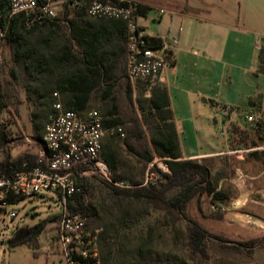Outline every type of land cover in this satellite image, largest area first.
<instances>
[{"label": "rangeland", "instance_id": "1", "mask_svg": "<svg viewBox=\"0 0 264 264\" xmlns=\"http://www.w3.org/2000/svg\"><path fill=\"white\" fill-rule=\"evenodd\" d=\"M9 14L8 9L5 12L0 10V17ZM64 16L63 11H60L58 17L61 21L58 28L44 24L34 29H18L26 48L35 51L40 56L36 57L40 59L43 55L47 61L63 58L64 46L70 47L72 52L79 56L80 47L71 38L69 22ZM73 17L74 15L68 16ZM53 65L52 71L30 77L15 61L13 48L8 41L4 39L0 44V89L7 104L1 118L11 138L8 150L13 158L24 154H34L39 158L41 141L36 136H43L54 109L53 104L60 101L64 106L63 96L55 89L56 81L81 68L75 61ZM125 68L124 57L118 66V84L113 95L117 99L120 115L124 120L121 126L125 135L117 138L114 147L117 170L112 171V175L141 184L146 180L151 161L146 162L131 153L124 144V139L130 138V143L137 150L144 148V140L136 135L139 128L137 129L133 120L136 116L142 119L137 100L153 86V83L145 80L132 83L126 77ZM129 84L131 98L127 91ZM139 84L143 85V89H139ZM44 91H49L47 102L40 98ZM102 92L101 88L93 93L89 108L104 112L108 101L98 103ZM33 113L37 116L39 131L34 128ZM259 116L260 114L255 116L256 120ZM234 127H237L235 135ZM143 132L150 141L151 134L146 123L143 125ZM231 132L230 149L264 144V138L256 134L249 121L231 126ZM111 137H107L104 144H107ZM155 156L154 152L152 160ZM4 158L5 151L0 149V161ZM243 162L247 163L244 165L247 169L259 172L264 158L251 160L248 164L246 160H241L236 155L222 154L203 161L210 166L214 184L225 198L216 199L207 192L197 193L186 204L184 211L187 216L197 220L212 233L230 240L262 238L255 248L237 249L231 243L212 241L207 245L206 254L193 256L188 244L189 222L181 213L169 209L163 203L146 198L117 195L103 182V178L87 172L80 181L85 188V202L92 204L97 212L94 217L88 216L86 229L91 236H96V244L92 251L97 250L101 264H264V199L255 193L252 195L253 200L246 205L235 203L240 195L236 180L240 175H244ZM237 168H241L242 171L238 173ZM165 181V178H160L156 185H161ZM179 190L174 188L168 191L166 197L172 198ZM14 208L18 213L15 218L9 215L11 208L7 213L0 212V264H67L58 231L60 219L49 222L39 238L38 248L22 245L10 249L7 243L16 229L35 225L62 212V197L56 193L45 192L35 199L20 200ZM215 214H222V217Z\"/></svg>", "mask_w": 264, "mask_h": 264}, {"label": "trees", "instance_id": "2", "mask_svg": "<svg viewBox=\"0 0 264 264\" xmlns=\"http://www.w3.org/2000/svg\"><path fill=\"white\" fill-rule=\"evenodd\" d=\"M138 3V2H137ZM139 14L146 13L149 8L141 6L138 3ZM9 10L7 4H1L0 10L5 12ZM82 12L83 17L86 14L84 8L79 10ZM65 18L69 22L70 35L73 40L76 41L80 47V54L76 56L70 47L64 46L62 50L63 58L57 60L47 61L42 55L40 59L39 55L35 51H30L26 48L23 36L20 35L18 29L25 30L26 20L23 15L0 17V44L5 39L13 48V54L15 61L19 63L28 76L36 77L39 73H48L52 71V65L57 66L60 64H67L71 62H77L81 65V68L75 73L62 76L56 81V87L63 96L65 109H73L80 112L89 109V104L94 92L99 89L107 91L106 98L107 104L105 105L104 112H101L106 124H124V120L120 115L119 105L116 97L113 95L114 88L118 84V66L123 58H126V43H125V23L121 20H107L97 19L101 26L112 25L118 27L117 43L113 46L116 49V56L105 55L111 51L106 46L108 42L102 34L96 33L91 25L85 22V25H81L78 18V12L73 18H68V12L64 10ZM59 15V14H58ZM48 19L44 24L53 28H58L60 18ZM42 24V25H44ZM39 25H35L32 28H36ZM30 28V29H32ZM115 39V38H114ZM114 39L110 38V42L114 43ZM150 44L152 46H158L162 43L163 39L159 37L148 36ZM39 56V57H36ZM261 70H264L262 64L264 60V48L260 51ZM56 62V63H55ZM52 64V65H51ZM125 74L127 79V71L125 68ZM129 97L131 98V86L128 85L127 89ZM151 95L149 98L140 96L137 100L139 110L141 111L142 119L138 116L133 120L139 132L137 136L139 139L144 140V148L137 150L129 141L130 138L124 139V144L131 153L138 155L146 162H150L153 159V153L167 157L169 172L166 173L165 182L161 185L152 186H136L132 188H119L103 179V182L111 187V189L117 195L125 197H134L137 199L146 198L150 201L157 203H163L169 209H173L181 213L184 218L189 222L188 229V244L193 256H200L206 254L207 245L212 242L231 243L237 249L251 250L258 244L260 238H253L249 240H230L222 235L212 233L208 228L200 224L197 220L187 216L184 208L186 204L197 194L201 192H207L209 195L216 199L225 198V195L217 190V186L214 184L211 168L203 161H207L211 158H206L202 162L194 159H183L181 150V143L179 134L174 121V113L171 108V98L166 86L161 84H155L150 88ZM49 91H44L40 95V98L46 102L49 98ZM144 95V93L142 94ZM250 105L254 108V111L260 116L255 122H251L252 128L256 131V134L264 138V112H261L262 108V95H258L256 98H250ZM7 108V104L4 101V94L0 89V149L5 151V158L0 161V174L5 176H13L16 173L28 170L36 167L38 157L34 154H24L17 158H13L8 150V144L11 142V138L8 136V132L5 129L1 115ZM34 128L39 131L36 123L37 116L33 113ZM247 120V115H246ZM147 124L150 130V141L146 134L143 132V125ZM122 133L113 135L107 144H104L102 155L108 162L111 171L117 170V158L114 147L117 143V138ZM237 134V127L233 128V135ZM40 141L42 137L36 136ZM106 140V139H105ZM250 157L256 159L264 158V151H254L250 153ZM118 176H114L117 179ZM121 179V178H118ZM133 183V182H132ZM135 184V183H133ZM142 184V183H141ZM135 184V185H141ZM179 188V192L172 198H167L168 191ZM84 184L79 181L75 193L67 200V209L71 211H82L89 217L97 215L95 208L92 204L86 203L84 199ZM18 202L20 200H13ZM1 212V210H0ZM215 216H221L222 214H215ZM61 214H56L50 218H45L32 226H23L14 231L13 235L7 240L10 249H14L18 246L28 245L33 248L39 247V238L46 230L47 225L51 220L60 219ZM264 239V238H263ZM263 241V240H262Z\"/></svg>", "mask_w": 264, "mask_h": 264}, {"label": "crops", "instance_id": "3", "mask_svg": "<svg viewBox=\"0 0 264 264\" xmlns=\"http://www.w3.org/2000/svg\"><path fill=\"white\" fill-rule=\"evenodd\" d=\"M133 1L149 8L139 18L147 35L176 41L172 64L153 85L161 84L169 91L183 159L202 162L222 155L230 150L231 126L247 121V114L258 116L250 98L261 94L264 112V70L258 47L259 39L264 38V0ZM64 10L68 16L78 12L80 24L87 22L107 38L108 48L118 42V27L101 26L97 19L87 14L82 17V12L67 6H60L58 14ZM110 38H115L114 43ZM109 50L105 56L115 57L116 49L111 46ZM106 93L103 89L99 104L107 102ZM150 95L148 88L143 96ZM239 159L248 164L259 160L250 155ZM245 164L244 175L236 180L240 191L237 205H246L255 193L264 199V162L259 172Z\"/></svg>", "mask_w": 264, "mask_h": 264}, {"label": "built area", "instance_id": "4", "mask_svg": "<svg viewBox=\"0 0 264 264\" xmlns=\"http://www.w3.org/2000/svg\"><path fill=\"white\" fill-rule=\"evenodd\" d=\"M1 4L8 5L10 16L23 15L28 29L57 17L60 6L72 10L84 8L87 15L96 19L123 21L126 26V71L132 83L139 80L156 83L173 62L172 45L176 41L163 40L160 45L152 46L149 35L139 23L138 3L133 0H0ZM3 34L1 31L0 35ZM258 47L264 48V38L259 39ZM53 107L41 140L39 164L13 176L0 174V210L7 213L11 208L9 215L15 218L17 202L13 200L35 199L45 192L60 195L63 210L58 231L66 263L101 264L97 250L92 251L96 236L86 231L88 216L82 211L67 209V200L75 193L80 179L92 172L123 189L152 186L169 172V158L156 154L141 185L116 179L102 151L105 139L122 133V126L106 124L96 108L80 112L65 109L60 101ZM247 121H256L255 115L247 114ZM254 151H264V144L237 147L222 154L244 159Z\"/></svg>", "mask_w": 264, "mask_h": 264}]
</instances>
